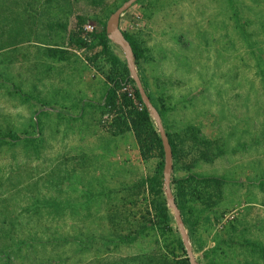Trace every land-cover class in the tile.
I'll list each match as a JSON object with an SVG mask.
<instances>
[{
    "label": "rangeland",
    "instance_id": "obj_1",
    "mask_svg": "<svg viewBox=\"0 0 264 264\" xmlns=\"http://www.w3.org/2000/svg\"><path fill=\"white\" fill-rule=\"evenodd\" d=\"M125 1L0 0V264H190L145 183L158 126L97 37ZM120 26L197 261L264 264V0H140Z\"/></svg>",
    "mask_w": 264,
    "mask_h": 264
},
{
    "label": "water",
    "instance_id": "obj_2",
    "mask_svg": "<svg viewBox=\"0 0 264 264\" xmlns=\"http://www.w3.org/2000/svg\"><path fill=\"white\" fill-rule=\"evenodd\" d=\"M139 0H127L125 1L116 11H114L106 24V30L108 33L109 40L114 43L115 45L119 46L125 55L126 61H127V67L131 74V77L133 78L137 88L138 92L140 94L141 100L143 104L146 106V108L150 111V114L154 118L161 137L163 151H164V191L166 200L168 202V206L170 209H172L175 217V221L177 223V226L181 232L183 243L186 247V251L189 257L190 264H200L194 254L190 238L188 235V232L185 227V223L182 217L181 210L178 207V204L176 202L174 192L172 190V174H173V150L172 146L169 141V137L166 133L165 127L162 122L161 115L158 111V109L154 106L152 103L147 91L144 88V85L142 83L141 77L139 75L136 61H135V55L133 47L130 43V41L125 37L123 31L120 27V19L121 16L129 10L134 4H136Z\"/></svg>",
    "mask_w": 264,
    "mask_h": 264
},
{
    "label": "trees",
    "instance_id": "obj_3",
    "mask_svg": "<svg viewBox=\"0 0 264 264\" xmlns=\"http://www.w3.org/2000/svg\"><path fill=\"white\" fill-rule=\"evenodd\" d=\"M139 1H140V0H139ZM106 24H107V22L103 25V29H104L103 32H102L100 35H98L97 37L100 38V39H103L105 42H111V41L109 40L108 33H107V30H106ZM123 33H124L125 37L130 41V43H131V45H132V47H133L134 55H135V61H136V66H138V61H139V57H140V56H139V53H138L137 46L135 45V43L133 42V40L131 39V37H130L129 35H127L125 32H123ZM139 75H140V74H139ZM145 90H146V88H145ZM146 91H147V90H146ZM147 93H148V91H147ZM110 94H113V91H112V90L110 91ZM148 95H149V93H148ZM137 96H138V98H139V100H140V102H141V104H142V106H143V108H144L143 116H144L145 120H147V122H150V111H149V110L146 108V106L143 104L139 92L137 93ZM149 97H150V99H151V96H149ZM151 101H152V99H151ZM152 103L154 104L153 101H152ZM154 106H155V104H154ZM155 107H156V106H155ZM158 111H159V110H158ZM159 113H160V111H159ZM160 115H161V113H160ZM166 133H167V132H166ZM167 135H168V137H169V141H170V144H171V146H172L173 156H175L174 143H173V141H172V139H171V135H170L169 133H167ZM156 141L159 143V146L161 147L162 153L164 154L163 146H162V141H161V137H159V138L157 137ZM140 142H143V141L140 140ZM162 170H164V163H163V165H162ZM162 177H163V179H162ZM145 183H150V184H152L154 187L157 186L158 188H161V187H162V184H164V175H162L161 178H159V177L156 176V177H154V178H152V179H147V180L145 181ZM174 196H175V194H174ZM175 199H176V197H175ZM176 202H177V199H176ZM177 204H178V202H177ZM178 207H179V209L181 210L179 204H178Z\"/></svg>",
    "mask_w": 264,
    "mask_h": 264
},
{
    "label": "crops",
    "instance_id": "obj_4",
    "mask_svg": "<svg viewBox=\"0 0 264 264\" xmlns=\"http://www.w3.org/2000/svg\"><path fill=\"white\" fill-rule=\"evenodd\" d=\"M123 16V15H122ZM122 16H121V18H122ZM120 25H121V19H120ZM121 27V26H120Z\"/></svg>",
    "mask_w": 264,
    "mask_h": 264
}]
</instances>
